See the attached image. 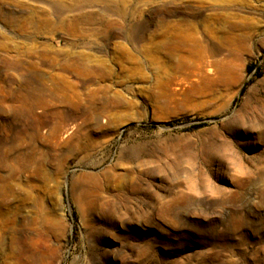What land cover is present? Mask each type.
Masks as SVG:
<instances>
[{"label":"rangeland","instance_id":"374dc122","mask_svg":"<svg viewBox=\"0 0 264 264\" xmlns=\"http://www.w3.org/2000/svg\"><path fill=\"white\" fill-rule=\"evenodd\" d=\"M0 264H264V0H0Z\"/></svg>","mask_w":264,"mask_h":264},{"label":"bare ground","instance_id":"6f19581e","mask_svg":"<svg viewBox=\"0 0 264 264\" xmlns=\"http://www.w3.org/2000/svg\"><path fill=\"white\" fill-rule=\"evenodd\" d=\"M246 28L245 27H238V26H234L232 28V30L234 32H240V31H243L245 30ZM248 37L244 34V35H237V36H233V37H229L228 38V41L231 42V43H236V42H242V43H246L248 41ZM164 45L167 44V43H163ZM239 45V44H238ZM176 47V46H175ZM206 87L209 86V84L206 82ZM206 93L203 89L202 90H198V94H204Z\"/></svg>","mask_w":264,"mask_h":264},{"label":"trees","instance_id":"16d2710c","mask_svg":"<svg viewBox=\"0 0 264 264\" xmlns=\"http://www.w3.org/2000/svg\"><path fill=\"white\" fill-rule=\"evenodd\" d=\"M255 70H257V68L254 67L253 65H251V66L248 67V71H249V72H253V71H255ZM172 124H173V123H166L165 125H167V126H171ZM200 127H201V125H200Z\"/></svg>","mask_w":264,"mask_h":264}]
</instances>
